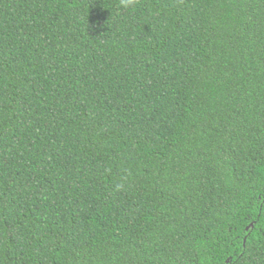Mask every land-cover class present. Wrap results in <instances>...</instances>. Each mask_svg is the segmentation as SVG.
<instances>
[{"label": "trees", "instance_id": "16d2710c", "mask_svg": "<svg viewBox=\"0 0 264 264\" xmlns=\"http://www.w3.org/2000/svg\"><path fill=\"white\" fill-rule=\"evenodd\" d=\"M0 0V264H264V0Z\"/></svg>", "mask_w": 264, "mask_h": 264}, {"label": "clouds", "instance_id": "9594fccd", "mask_svg": "<svg viewBox=\"0 0 264 264\" xmlns=\"http://www.w3.org/2000/svg\"><path fill=\"white\" fill-rule=\"evenodd\" d=\"M135 0H120L119 7L121 8H130L134 6Z\"/></svg>", "mask_w": 264, "mask_h": 264}]
</instances>
